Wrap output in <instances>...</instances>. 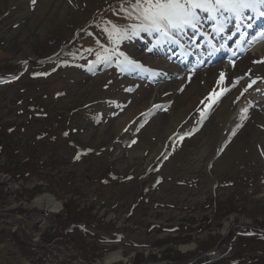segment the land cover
Instances as JSON below:
<instances>
[{
	"label": "rangeland",
	"instance_id": "obj_1",
	"mask_svg": "<svg viewBox=\"0 0 264 264\" xmlns=\"http://www.w3.org/2000/svg\"><path fill=\"white\" fill-rule=\"evenodd\" d=\"M42 1L33 5L32 0H0V69H12L23 59L35 60L56 49L53 36L64 30V23L78 25L107 0ZM124 50L136 62L153 65L143 50L131 45ZM177 79L166 83L179 88L182 81ZM23 84L0 88V125L4 127L0 136L13 152L0 154V264H104L117 251L123 255L118 264H178L172 258L184 262L207 253H215L216 262L249 252L264 254V243L250 236L241 245L237 241L239 245L224 256L217 249L224 241L216 242L217 235L222 240L238 226L264 223V106H254L255 94L243 103L247 112L232 133L222 129L219 106L200 132L193 134L190 130L205 109L206 90L184 114L180 127L167 137L168 125L180 115V90L177 97L165 100L174 90L159 98L160 83L157 87L114 72L95 77L81 70H61L35 83L34 91L28 90L33 95L20 103L17 95ZM58 90L63 95L54 99L53 92ZM231 95L227 106L232 104V111L234 107L240 111V102ZM37 97L52 98V104L46 103L49 117L34 118L28 129L7 134V124L21 127L33 119L27 110ZM168 101L173 103L171 108H166ZM141 108L148 111L142 116L143 124L124 127L118 133L113 129L129 110ZM88 110L100 112L99 124L85 118ZM65 125L78 126L71 139L77 147L95 151L93 155L73 160L75 149L62 134ZM40 131L49 136L40 139ZM176 134L181 135L179 141ZM170 150L173 154L165 157ZM156 163L160 168L155 170ZM7 164L9 170L14 168L12 173L5 171ZM31 166L39 169L31 170ZM109 173L124 179L103 182ZM47 193L61 202L57 213L48 211L46 203H34ZM66 207L72 214L84 212L91 217L89 222L84 218L90 224L86 231L75 233L72 240L64 237L58 220ZM15 231L39 251V258L20 253L12 238ZM116 232L125 234L120 243L107 245L98 240ZM47 235L54 239L48 243L51 250L40 252ZM185 245L194 247L185 251Z\"/></svg>",
	"mask_w": 264,
	"mask_h": 264
},
{
	"label": "snow or ice",
	"instance_id": "obj_2",
	"mask_svg": "<svg viewBox=\"0 0 264 264\" xmlns=\"http://www.w3.org/2000/svg\"><path fill=\"white\" fill-rule=\"evenodd\" d=\"M32 3L34 5L36 0H32ZM253 6L252 0H134V3L126 11L139 21L133 27L132 35H139V31L142 30L158 33L160 36L172 39L175 42L180 34L187 32L189 29L193 30V33L199 30L201 24L200 13H206L214 20H219L226 14L243 17L246 10L252 9ZM214 31H225L223 23L218 24ZM201 35H204V33H201ZM126 38H130L126 31H117L118 40ZM209 39L211 40L210 36ZM112 55L123 57L125 66H140L138 62L131 60L122 52L114 50ZM110 58V56H98V59L103 61ZM221 79H223V74ZM255 82L252 81V83ZM248 87H251V84ZM241 111L246 113L247 108ZM243 118L242 115L241 119ZM136 142L134 139L131 143Z\"/></svg>",
	"mask_w": 264,
	"mask_h": 264
},
{
	"label": "bare ground",
	"instance_id": "obj_3",
	"mask_svg": "<svg viewBox=\"0 0 264 264\" xmlns=\"http://www.w3.org/2000/svg\"><path fill=\"white\" fill-rule=\"evenodd\" d=\"M47 1L48 0H43L42 2L46 3ZM257 50H258L257 55L259 57L254 56V59H259V58L264 56V45L262 47H258ZM254 59L248 58V59L244 60L242 63L237 65L236 71H234L233 74L236 73L237 75L245 76V77H247V75L248 76L261 77V75L264 74V67L263 66H257V64L254 63ZM158 66H162L163 68H165V66H167V63H160ZM218 73H219V71L216 72L215 69H210V70L201 72L199 75L195 76L192 83L186 87L185 92H182V94L180 96H178L176 93H177V91L181 85L179 86V88L178 87L174 88V87H172L173 86L172 84L170 85V83L164 82L163 84H161V86H159V84H158V86L160 88V89H158V91L159 90L160 91L157 92V97L160 98L161 94L172 92L174 90L172 92V95L169 96L168 98H166L165 100L172 99L174 96L175 97L178 96L177 107H180V109H181L179 117L176 120H173V122H171L168 125L167 132H166L167 137H169L172 134V132H174L179 127V125L181 123V119H183L184 114L186 115V112L190 111L191 107L194 105V101L198 97H200V95L202 93H205L206 90H209L210 88H212V86L216 82L215 80H216V77L218 76ZM229 79L230 78H228V80ZM245 81H247V80H245ZM228 101L229 100L226 99V101L223 102V104L221 105V107L219 108V110L217 112V116H218L220 123H222L223 131L228 130V132H231V130H230L231 127L232 126L234 127L236 125V122H237L236 116H237L239 110L235 111L236 108H234L232 111V109H231L232 104H229V106H227V104H226ZM259 102L262 103V105H264V96L262 94L259 98ZM144 109H146V108H141L139 110H129L123 117H121L120 119L117 120L116 124L113 126V129L117 130V133H118L119 130L126 127ZM257 112H259V111H257ZM166 141H167V138L165 139L164 143ZM34 203L37 205H41V206L44 203H46L48 208H50L53 211H56V210L60 209V207H61V202L59 200L54 199V197L48 193L40 195L39 197H37V199L34 201ZM193 247H194V245L182 246V248L185 251L190 250ZM122 258H123V255L121 254V252H119V251L112 252L111 254H109L105 258L104 264L118 262V261L122 260Z\"/></svg>",
	"mask_w": 264,
	"mask_h": 264
},
{
	"label": "trees",
	"instance_id": "obj_4",
	"mask_svg": "<svg viewBox=\"0 0 264 264\" xmlns=\"http://www.w3.org/2000/svg\"><path fill=\"white\" fill-rule=\"evenodd\" d=\"M8 169H9V166H8ZM13 171H14V168H13L12 172ZM16 172H20V170L17 168ZM66 210L67 211L62 215V218H63L62 222H71L73 224H77V223H86L87 224V222H86V220H84V218H86L88 222L91 219L90 214H87V213H85V215L84 214L83 215H81V214L77 215L78 213L72 214L71 209H69L68 207L66 208ZM75 210H76V208H75ZM84 216H86V217H84ZM178 255H180V254H178ZM172 259H174V258H172ZM174 260H177L179 264L182 263L181 261H179V259H174ZM203 260H205V259H203ZM203 260H199V261L195 262L194 264H201L200 262Z\"/></svg>",
	"mask_w": 264,
	"mask_h": 264
}]
</instances>
